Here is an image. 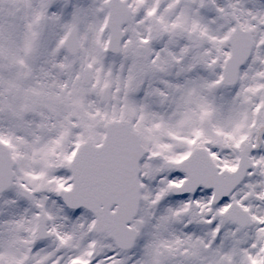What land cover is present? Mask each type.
<instances>
[{
	"label": "snow or ice",
	"instance_id": "obj_1",
	"mask_svg": "<svg viewBox=\"0 0 264 264\" xmlns=\"http://www.w3.org/2000/svg\"><path fill=\"white\" fill-rule=\"evenodd\" d=\"M0 264H264V0H0Z\"/></svg>",
	"mask_w": 264,
	"mask_h": 264
}]
</instances>
